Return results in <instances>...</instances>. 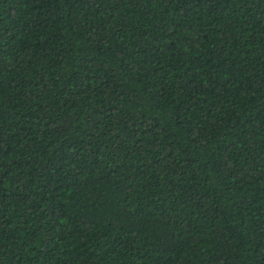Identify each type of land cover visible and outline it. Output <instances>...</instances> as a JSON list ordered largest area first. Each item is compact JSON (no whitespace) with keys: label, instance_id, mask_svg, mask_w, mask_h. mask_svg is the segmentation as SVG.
Returning a JSON list of instances; mask_svg holds the SVG:
<instances>
[{"label":"trees","instance_id":"trees-1","mask_svg":"<svg viewBox=\"0 0 264 264\" xmlns=\"http://www.w3.org/2000/svg\"><path fill=\"white\" fill-rule=\"evenodd\" d=\"M0 264H264V0H0Z\"/></svg>","mask_w":264,"mask_h":264}]
</instances>
